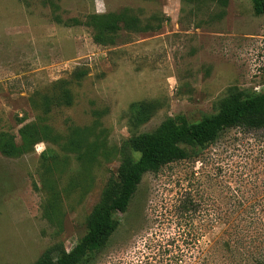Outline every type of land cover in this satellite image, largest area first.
I'll return each mask as SVG.
<instances>
[{"label":"rangeland","instance_id":"rangeland-1","mask_svg":"<svg viewBox=\"0 0 264 264\" xmlns=\"http://www.w3.org/2000/svg\"><path fill=\"white\" fill-rule=\"evenodd\" d=\"M123 9L141 28L95 43L87 16ZM63 81L70 105L53 101ZM231 92H264V13L250 0H0V133L18 144V130L39 122L58 136L17 157L0 152V264H31L57 244L70 250L128 138L169 117L197 122ZM133 103L151 107L141 124ZM73 128L89 132L80 150L96 143L91 162L65 148ZM116 218L89 264H255L264 128L224 130L145 173Z\"/></svg>","mask_w":264,"mask_h":264},{"label":"trees","instance_id":"trees-1","mask_svg":"<svg viewBox=\"0 0 264 264\" xmlns=\"http://www.w3.org/2000/svg\"><path fill=\"white\" fill-rule=\"evenodd\" d=\"M253 13H264V0H250ZM74 24L80 23L71 19ZM93 31V41L98 44H114L120 30H137L141 26L137 18L127 9L117 13L91 14L84 21ZM83 73L76 75L80 78ZM60 82L56 105L71 104V96ZM44 107L48 106V99ZM133 122L141 124L151 113L147 104L133 103ZM240 127L246 130L264 128V92L243 94L231 92L224 97L216 112L201 117L197 122H188L181 116L163 120L153 131L133 135L124 143L120 151V161L116 172L110 176L102 189L98 202L94 205L86 221V231L68 251L61 244L45 251L31 264H89L96 254L107 244L119 225L117 213L125 212L131 197L135 193L142 176L156 171L161 166L190 157L198 147L214 142L224 130ZM83 131V132H79ZM73 137L64 145L68 150L78 152L83 162H91L96 143L91 142L83 151L87 130L73 128ZM20 142H14L11 134L0 133V152L7 157H17L39 142L46 139H58L50 136V129L39 122L24 124L19 130ZM132 152L137 153L134 158ZM90 155V157H89ZM85 166V165H83ZM255 264H264V254L255 257Z\"/></svg>","mask_w":264,"mask_h":264}]
</instances>
